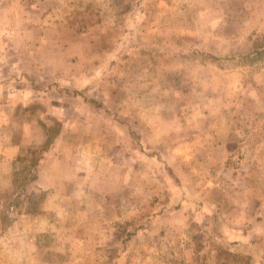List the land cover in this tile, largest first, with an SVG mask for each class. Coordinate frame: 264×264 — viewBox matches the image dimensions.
<instances>
[{
  "label": "rangeland",
  "instance_id": "rangeland-1",
  "mask_svg": "<svg viewBox=\"0 0 264 264\" xmlns=\"http://www.w3.org/2000/svg\"><path fill=\"white\" fill-rule=\"evenodd\" d=\"M36 1L64 58L0 80V264H264V0Z\"/></svg>",
  "mask_w": 264,
  "mask_h": 264
},
{
  "label": "crops",
  "instance_id": "crops-1",
  "mask_svg": "<svg viewBox=\"0 0 264 264\" xmlns=\"http://www.w3.org/2000/svg\"><path fill=\"white\" fill-rule=\"evenodd\" d=\"M34 2L0 0V80H24V73L36 76L40 69L54 68L55 58H64L56 42L39 41L40 16L45 12ZM11 48L14 53L8 56Z\"/></svg>",
  "mask_w": 264,
  "mask_h": 264
}]
</instances>
